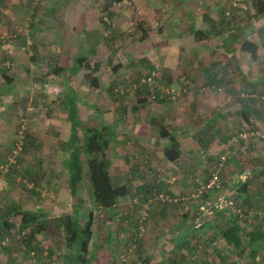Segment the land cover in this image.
<instances>
[{"label": "rangeland", "instance_id": "1", "mask_svg": "<svg viewBox=\"0 0 264 264\" xmlns=\"http://www.w3.org/2000/svg\"><path fill=\"white\" fill-rule=\"evenodd\" d=\"M130 1L129 6L123 0H95L98 29L86 26L82 32L80 14L88 13L82 1L73 6V0H0V165L20 140L17 131L23 125V149L0 179V239L5 240L0 264H62L60 243L37 233L36 250L30 252L18 224L19 212L26 209L53 218L72 211L64 167L70 133L62 98L66 90L79 98L84 123L100 118L114 126L106 155L122 194L112 215L129 197L143 201L153 189L186 196L218 171L222 192L237 199L246 215L239 219L233 213L243 235L257 228L264 232V209L245 208L249 198L237 188L243 170L249 190L264 184V0ZM191 30L206 36L199 39ZM245 39L257 45L255 59L240 48ZM77 55L86 57L89 67L72 75ZM151 71L157 74L154 83L143 86L140 78ZM165 88L176 97L167 96ZM175 126L181 127L175 132L177 155L165 151L170 147L165 134ZM225 152L229 157L219 164ZM78 199L95 216L91 264H156L161 246L167 260L173 256L165 249L173 225L189 215L195 228L198 216L194 203L184 212L153 201L142 237L126 234L105 244L114 230L112 216L102 224L104 212L93 208L85 178ZM216 215L227 214L219 211L207 219L215 218L222 228ZM211 236L216 246L222 242L217 248L225 262L219 263L252 264L246 234L244 252L230 248L219 234ZM205 241L202 249L216 253ZM122 252L126 262L116 259ZM258 258L255 264H264V250Z\"/></svg>", "mask_w": 264, "mask_h": 264}, {"label": "trees", "instance_id": "2", "mask_svg": "<svg viewBox=\"0 0 264 264\" xmlns=\"http://www.w3.org/2000/svg\"><path fill=\"white\" fill-rule=\"evenodd\" d=\"M210 22L211 24H216V22ZM191 31H193L195 37L199 39L206 36V32L203 30ZM240 48L249 53L252 59L257 57V45L254 42L245 39L242 41ZM84 67H89L88 59L81 55L75 56L70 66L71 74H75ZM93 81L94 79L92 78L91 83ZM145 85L146 84H143V86ZM156 95L157 94L154 96ZM62 98L66 110V117L70 123V133L66 141L69 154L64 167L68 175L69 194L74 199L71 204L72 211L70 214L53 218L49 217L43 210H19L20 218L18 229L26 235L25 243L28 250H31L30 252L36 250L34 247L37 246L34 238L35 234L43 233V235L50 238L53 243H60L63 247L64 253L60 256L62 264H90L93 260V254H90V243L93 236L95 216L94 212L92 210H86L83 202L78 199V189L83 178H85L87 180L91 204L96 211L101 213L104 212L102 224L107 223L111 219V212L122 194V192L118 190L119 186L113 182L109 173V162L106 155L114 139L115 129H113L114 126L110 124H104L100 118H97L95 122L90 121L88 124L84 123L80 119L78 113V97L75 96L72 91H64ZM179 129H181L180 126H175L173 127L172 133L165 134L169 139L170 145L169 148H165V151L168 153L172 151L171 153L176 155L180 154L177 148V141L175 140V132H178ZM22 149L23 144L21 151ZM237 188H241L243 191L248 190L245 181H243L242 184H238ZM251 191L258 196H264V184L256 187L254 186V190ZM148 195L149 193L146 196ZM204 196L210 198L212 193L205 192ZM139 201L143 202L144 200L141 201L139 198ZM216 212L209 217H204L206 219L212 218L215 216ZM224 212L227 216L219 217V215H216L217 219H222L224 222L223 229L220 228L221 230H219L217 234H220L224 238L230 248L239 252L245 251L244 235L246 234V236H248L247 242L250 249L249 255L254 261L255 256L258 255L261 249L260 244L257 242L263 240L264 235L260 233L259 230L248 231L243 235L242 228L234 214L229 211ZM185 216H187L186 218L188 220L191 218L189 215ZM186 218L184 217L187 221ZM206 219H200V225H196L197 229L207 221ZM214 219L215 218L208 221L215 224ZM3 221H6V219H3ZM177 230L178 228H175L174 233L177 232ZM113 231L106 235L105 239H107V242L118 238L117 231ZM195 233L198 235V230ZM197 235L192 234L190 240H192L191 238L193 237L199 240L200 238L197 237ZM131 239L134 242L137 240V238L134 239L133 237ZM116 259H118V256Z\"/></svg>", "mask_w": 264, "mask_h": 264}, {"label": "built area", "instance_id": "3", "mask_svg": "<svg viewBox=\"0 0 264 264\" xmlns=\"http://www.w3.org/2000/svg\"><path fill=\"white\" fill-rule=\"evenodd\" d=\"M124 5H131V1L123 0ZM115 5H120V3ZM157 74L154 71H151L147 74H144L140 78L141 84L152 85L156 78ZM165 94L170 98H175L173 90L170 88H165ZM22 128L23 125H20V129L17 131L20 137V140L14 144V147L8 153L6 157V162L0 165V179L2 175L8 170L9 165L15 163V157L22 147ZM258 133V132H251ZM246 135L243 134V138ZM264 138V132L260 135ZM228 152H225L219 157V164L224 163L228 158ZM248 176V171L243 170L241 174V179H245ZM1 189V184H0ZM205 192L212 193L210 198L204 196ZM206 198V199H205ZM153 201H157L161 204H171L175 206H180L184 212H187L191 204H195L198 209V216L195 217L196 225H200V219L204 216H210L216 211H229L233 212L239 219L246 216L242 213V210L236 206L235 201L232 198H229L222 192L221 180L219 178L218 171H213L208 179L200 183L195 192L188 193L186 196H169L168 194L158 192L156 189H153L148 196L145 197L143 202L139 201L137 196H131L127 199L126 203L123 204L122 209H115L111 223L113 229L117 231L118 239H122L126 234H132L138 238L142 237L147 229L148 220L150 215V208ZM0 244H5V240H0ZM135 245L132 244L128 248V252L134 249ZM118 262L127 261V252H122L118 254Z\"/></svg>", "mask_w": 264, "mask_h": 264}, {"label": "crops", "instance_id": "4", "mask_svg": "<svg viewBox=\"0 0 264 264\" xmlns=\"http://www.w3.org/2000/svg\"><path fill=\"white\" fill-rule=\"evenodd\" d=\"M73 1H74L73 6H75L78 1H82V3L86 5V6L84 5V9L88 10V13H84L82 11L81 14H80V20H81L80 31L84 32V28H86V26L90 30H97L98 29L97 27H98V20H99V16L98 15L99 14L96 12V10L93 9L94 5H95V0H84V2H83V0H73ZM101 7L105 8V7H107V5L105 4L104 6H100V8ZM83 16L85 18L84 20H83ZM87 23H88L89 26L87 25ZM0 129H1V127H0ZM0 147H1V145H0ZM261 168L262 167H260V166H255L254 169H261ZM255 171L256 170H254V172ZM241 181L243 182L244 180H241ZM247 187H248V190L246 191L247 193L245 194V196H247L249 198V202L246 204L245 208L254 209V207H255V208H258V210L259 209H264V196H261V195L258 196L256 194H253V192L251 190H249V185H247ZM240 198L241 197L239 196V199ZM235 200H237V199H235ZM235 203H236V206L238 208H240L239 205L237 204V201H235ZM249 205H251V206H249ZM263 214H264V211H263ZM257 216L259 217V214H257ZM184 217L186 218L187 216H183V218L180 219L179 222H177V223H175L173 225L174 229L178 228V230H177V232L172 234L173 236L170 239V243H168V246L165 248V249L168 250V254L169 255L173 254V256L171 258L169 257V258H167V260H165L163 258V255L165 253L163 251L164 248L160 245L161 246L160 255L162 257H160V261L156 262V264H162V263L165 264V261H167L168 264H170V263L171 264H221V263H219L220 261L225 262L224 259L219 257V253L221 251L219 250V248H217V247L220 246V244L222 246V242L219 240V246H216L217 244H216L215 241L211 242L212 241L211 238H214V236H211V234L213 233V235H217L219 230H221L220 228H218L217 224L216 223L213 224L211 221H208L206 219L207 221L203 225L199 226L198 229H197L196 226H195V228L193 226H191L189 224V222H188V219L186 218L187 219V221H186L184 219ZM219 220H221V219H219ZM221 222L223 223L222 224V229H223L224 222L223 221H221ZM240 226L242 228L241 224H240ZM244 227H246V226H244ZM197 230H198V235H197V233H195V232H197ZM256 230H259V232L262 233V234L264 233L262 229L257 228ZM251 231H255V230H251ZM192 234H196L197 237H200V239L198 240V239L193 237V238H191L192 240H190V237L192 236ZM219 236L221 238H223L220 234H219ZM223 240H224V238H223ZM104 241H105V244H106L107 243V239H105ZM202 241H205L206 243L211 242L210 245L213 248H215L214 250L216 251V253H213L212 255H210V253L207 252V251H209V248H207L206 250H205V248L202 249V245L200 244ZM224 242H225V240H224ZM260 242H261V244L263 243V245L260 246L261 249L259 250V252L260 251L262 252V250H264V239L260 240ZM225 244H227V243L225 242ZM247 248L249 249V246ZM181 252H182V254L180 255V259H179L178 256H175V255L180 254ZM193 252L196 254V255H194V257L191 256V254ZM196 256H197L198 259L194 260L196 258ZM258 257H259V253H258L257 256H255L254 261L252 262V264L253 263L255 264V263H257V261H259ZM250 263H251V261H250ZM227 264H229V263L227 262ZM230 264H231V262H230Z\"/></svg>", "mask_w": 264, "mask_h": 264}]
</instances>
